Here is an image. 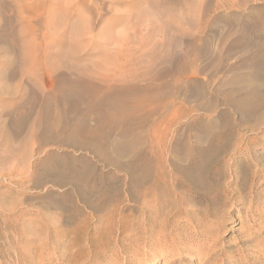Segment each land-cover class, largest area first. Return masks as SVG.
<instances>
[{
	"label": "bare ground",
	"instance_id": "1",
	"mask_svg": "<svg viewBox=\"0 0 264 264\" xmlns=\"http://www.w3.org/2000/svg\"><path fill=\"white\" fill-rule=\"evenodd\" d=\"M234 1H238V3ZM235 3L240 4L239 0H11L10 3L7 0H0V8L6 7L8 4L14 10L12 14L8 15L0 11V49H11L14 52H16L15 50H21V52H17L20 54L23 51H28L31 54L32 52L41 51L45 54L54 50L62 53V51L64 52L63 49L67 48V57L63 56L65 53L61 55L58 52L59 56L56 54L58 58L55 59L54 56V60H52L54 63L50 62L51 64L48 61V54H45L48 56V60L46 56L42 55L44 57L41 59V62H43L42 70L39 68L40 60H37L35 56L37 53L28 58V67H26L28 62L22 63L28 61L27 58L23 57L25 58L23 60V55H19L22 59L19 63L25 64L26 68L33 70L34 80L39 83L41 89L38 90L39 88L35 87L32 82L34 80H28L27 83L22 82L19 85L16 83L19 86V89L16 87L19 92L15 91L18 94L14 92L17 97H14L7 104H1L0 137L2 136L1 132H3L1 129L6 132L0 139V159L3 161V158L15 157L14 155L21 147L24 145L27 147L30 142H34L33 140L40 142L39 144H44L47 140L56 141L59 137L58 130H62L65 134L58 141V146L78 145L80 148L92 149L98 159L106 158L110 149L119 152V154L126 150H128V153H130V150H135L131 161L128 160V155L125 157L129 162L119 164L121 162L116 161L119 162L115 164L116 169L123 171L127 179L125 177L113 179V185L115 186L113 194L98 193L99 190L94 192L93 189H90L93 195L90 197L86 195L85 192L88 191L87 188L90 185H88L87 179L85 181L82 174L87 171V166L76 169L78 177L76 175L70 176L71 180L69 181L73 191L67 193V202L72 211L67 214V223L74 225L72 229L70 228L71 230H67V235L70 232L73 233L74 245L82 240L86 241L85 245L80 246L74 252L73 257L75 260H85V262L89 260L91 261L90 264L135 263L144 255L142 248L151 239L154 237L163 239L168 236L165 232L162 233L165 226H168L165 222L167 217L163 219L162 216V220L159 219V222L157 219L166 207H177L179 199H172L171 195L184 188V184L180 182L177 176L173 177L174 174H172L173 172L179 173V164L171 160L173 162L170 164L171 169H165L163 166L158 165L154 169L153 166L156 164L151 165V159L147 157L149 154L147 149L140 147L146 141L150 143L152 141L147 128H149L150 123H156L154 117L162 114L163 117L155 125L163 124V126H161L162 129H159V131H162H160V136H156V141H153H158L157 143L160 141L165 144L166 135L170 132L171 127H176L180 133L175 137L173 143V147L177 150L175 157L179 161H188L189 165L193 164L198 149L193 146L194 144H191L193 143L191 141L192 139L199 140L200 137L196 127L201 122V118L199 120V117L196 118L197 115L191 116L192 111H201L203 114L208 115L210 112L216 111L219 105L221 106L219 118L224 119L226 123L231 122L230 119L226 118L227 115L231 119L237 117L239 122L244 118L246 114L245 104L247 105L249 101H246L245 94L241 95L242 88L236 85L242 74L241 77L233 74L229 77L224 75L223 77L225 79L228 77V79L219 80L218 82L215 79H221L217 77V73L220 72L222 64L228 63L225 62L232 55L231 50L239 45V40L238 38L230 40L225 55L223 50H216L212 44L215 37L220 34L219 31L223 30L215 22L218 18L223 22L224 27H227V29L223 27L225 31H222L221 37L217 36L219 40L221 38L219 41L221 49L225 48L229 36L236 35L232 33H235L236 30L238 33L236 28L238 25L231 23L226 18L227 12H224L221 17L211 14V12L214 13L222 7H233ZM238 6H241V4ZM104 14L108 15L107 18H102ZM101 21L103 23L97 26ZM240 33L238 34L241 35ZM136 34L140 36L138 37ZM101 35L105 36H103L104 40L100 37L102 42H98V44L97 41L93 40L97 45H91L93 48L86 51L85 55L77 56L75 54L80 46L87 45L85 47L88 49L91 40L94 39L93 37L97 39ZM120 35L124 36V40L122 46L117 47L115 44L119 42L116 39L117 37L120 38ZM96 36L98 37L96 38ZM121 40L122 38L120 42ZM250 44L249 47L252 48V42ZM249 47L246 48L249 50ZM41 52H39L40 55ZM236 53H234L235 58ZM95 55L98 56L97 59H93L96 57ZM199 55L200 57L203 55L204 60L205 57L207 58L206 64L202 67L197 64V60L200 58H198ZM252 58L254 57L252 56ZM235 66L234 64L230 65L229 68H226V72H229V74L230 72L234 73ZM225 67L223 66V68ZM38 69L41 70L44 80L38 74H35L34 71L37 72ZM206 69L211 70L209 80L197 81L199 73ZM26 70L23 72H26ZM236 71L238 70L236 69ZM252 71L254 72V69ZM10 72H7L9 73L8 76H13V73H15L14 71H12L13 73ZM239 72L237 73L239 74ZM23 77L20 79H23ZM16 79L18 78L16 77ZM246 80L248 81L249 77L243 81ZM243 81L239 83L242 84ZM248 82L250 83V81ZM249 83H245V85H249ZM241 84L238 85L242 86ZM257 84L260 85V82ZM36 86L38 85L36 84ZM242 90L244 91V88ZM261 95L260 97L264 96L263 93ZM258 101L260 103L261 100ZM252 110L250 109L248 112L251 113ZM253 112L256 113L255 110ZM190 116L192 117L191 120L189 119ZM205 118L207 120L208 117L205 116ZM221 123L219 121V124ZM23 125H27L24 126L26 129H23ZM214 125L217 127V124ZM154 126L152 125V130ZM158 126L160 127V125ZM156 128L158 127L156 126ZM206 134L207 137L210 135V133ZM125 136L130 137V139L127 137L129 141H122L126 138ZM228 136L230 137V134ZM121 137L125 138L121 140ZM25 140L27 145L23 143ZM194 143L196 144V142ZM145 145L143 146L145 147ZM158 145H160L158 149H161L162 144ZM200 146L197 147L200 148ZM105 147L108 148V150H105L107 152L104 151ZM164 148L162 147L163 150H165ZM21 149L23 150V148ZM171 149L173 148L171 147ZM163 150H159L161 156ZM151 152L150 154L153 155ZM115 153L114 155H116ZM125 153L123 154L125 155ZM153 156L155 157V155ZM56 157L55 152H49L43 162L46 163ZM125 157L123 158L125 159ZM7 159L10 158H6V161ZM104 160L105 163L108 162L106 159ZM110 160H114V158ZM160 160L158 161L160 162ZM108 163L110 165L111 162ZM88 167L90 170L92 168L95 170L98 166L94 162L90 163ZM103 167L105 168V166ZM153 169L155 174L152 173ZM178 175H181V173ZM190 186L194 187V185ZM159 188L162 190L157 192ZM179 193L182 195V192ZM185 195L187 196V194ZM187 200L185 199V203H187ZM78 203L81 205H78ZM134 208L139 209L141 213L134 215V211L131 212ZM173 211L174 209L172 213ZM78 216L79 218L76 220ZM183 245L182 243L181 246ZM183 249L185 248L178 246L176 249L177 254H181ZM189 251L192 254H197L199 260L202 259L201 252L195 246ZM208 259L207 257L206 260ZM169 261L168 264H184V262H181V258L169 259ZM185 261V264L191 263L188 258ZM201 264H205V260L201 261Z\"/></svg>",
	"mask_w": 264,
	"mask_h": 264
},
{
	"label": "rangeland",
	"instance_id": "2",
	"mask_svg": "<svg viewBox=\"0 0 264 264\" xmlns=\"http://www.w3.org/2000/svg\"><path fill=\"white\" fill-rule=\"evenodd\" d=\"M7 1L9 3L11 2V0H7ZM71 1H75V0H71ZM242 2L244 5L242 4ZM245 2L244 0L241 1L239 0L241 6H238L240 4H236L238 3L237 1L233 5V7L232 6L230 8L222 7L218 9V11L216 10L214 13L211 12V14H213L214 16L221 17L223 16L224 12H227L228 15L226 16V18L229 19L231 23L238 25L236 26V28L238 29V33H240L241 31L240 33L241 35H239L237 33V30L235 29L236 32L232 34L233 35L236 34V35L229 36L228 37L229 39L227 38L225 48L221 49L219 45V41L221 40V38L219 40V37L222 36V33L225 31L224 28L227 29V27H224L223 22L220 21L218 18L215 22L220 27H222L221 29L223 30L219 31L221 35L218 34L217 36L219 37L216 36L217 39L216 37L215 40L213 38L214 41L212 42V44L213 46H215L216 50L218 51L223 50V53L225 55L228 44L235 38H238L239 40V45L236 46L235 49L233 48V50H231L232 55L229 57L230 59L228 58L225 62V63L228 62L229 66L233 64L236 65L235 66L236 73L235 72L234 73L230 72V74L229 72L227 73L226 68H229L228 63L224 65L222 64L220 68L221 69L220 72L217 73L218 74L217 77L221 79L218 78L215 79L217 82L223 79L226 80L228 79L229 76H232V74L239 75L240 77L242 74L241 77L242 79L239 77L241 81L249 77L248 81H250V83L246 80L243 81L244 83L241 84L239 83L241 82L239 80L238 83L236 84L239 88L242 89L244 88V91L241 89L242 93L241 92L240 93L242 96L245 94L246 96L244 95V97L246 98V101H249V103L247 102L248 106L245 104L246 114L241 122L238 121L239 119L237 117L231 119L230 116L227 115L226 118H228V120L230 119L229 121L231 122L226 123L224 119L219 118V112L221 107L219 105L216 108V111H212L208 115L203 114L201 111H195V110L192 111V115H191L192 117L197 115L196 118L199 117L198 120L201 118L200 120L201 122L199 126L196 127V131L200 138L198 137L199 138V140L197 139L198 141L197 140L195 141L193 139L191 141L193 142L191 144L192 145L194 144L193 146L196 149L198 148L196 150L194 162L192 165H189L188 161L186 160L179 161L175 157V153L177 152V150L173 147V143L175 142V137L178 136V134L180 133L178 132L176 127L175 128L171 127L170 132L166 135L167 139H165L166 141L165 144L160 141L159 143H157L158 141L154 142L156 141L157 137L160 136L162 131L160 130L161 131L160 132L159 129H162L161 126H163V124H157V125L155 124L158 121H160L163 115L161 114L160 116L154 117V122L156 123L154 124L150 123L149 128H147L149 129V134L151 136L152 141L153 140L154 141L153 143L152 141L151 143L149 141H146L140 147L142 149L144 148L145 150L147 149V152L149 154L152 150L151 153L155 155V157L151 154L150 155L148 154L147 157L151 159L150 161L151 165H153V163L156 164L153 166L154 169H156L155 167L157 165L163 166L165 169L167 168L171 169L170 164H172L173 162L179 164L180 166L179 173L173 172L172 174H174L173 177L177 176L180 182L184 184V188L177 190L176 193L172 194L173 196L171 195L172 199L174 198L179 199L178 204L176 205L177 207L174 208L166 207L157 219V221L159 222L160 220H162V218L165 219V217H167L165 219V222L166 225L168 226H165L162 233L165 232V234H167L168 236L163 239H159L156 237L151 239L150 242L145 247L142 248L144 255L141 256L139 260H136L135 263H130V264H145V263L168 264L169 259H174V258L177 259L181 258V262H184V264L186 263L185 259L187 258L191 260L190 261L191 263H187V264H201V261L204 260H205V264H264V119H263L264 96L260 97L262 96L261 95L262 93L264 95V92L261 93V91H264V84H263L264 83V68H263L264 66V62H263L264 61V30H263L264 1L245 0ZM0 11H2L3 14L8 15V14H12L14 10L11 8L10 5L8 6L7 4L6 7L0 8ZM75 12L77 13V11ZM107 16H108L107 14H104L102 18H107ZM102 23H103L102 21L99 22L97 26H99ZM103 36L101 35L99 36V38H97L98 36H96L97 39L93 37L94 39L91 40L92 42L90 41L92 44L90 43L88 49L87 47H85L87 45L84 46L82 45L83 47L80 46L79 47L80 49L78 48L79 52L77 50V53L75 52V54L77 56L83 54L85 55L86 51L93 48L91 45L96 46L98 42H102L101 41L102 39L104 40ZM137 36L139 37L140 35ZM118 38L119 37H117L116 40L119 43L115 44L116 42L115 41L114 44L117 45V47L119 46L121 47L122 41L124 40V36H121L119 39ZM121 38L122 40L120 42ZM93 40L95 42L97 41V44H95ZM254 40L257 41L255 42ZM250 42H252V46H253L252 48L249 47V45H251ZM253 42L255 43V45ZM114 44L113 46H115ZM246 47H249L250 52ZM10 50L0 49V107L1 104L2 105L7 104L14 97H17L16 94L18 93H16L15 91L19 92V90L17 89H19L18 85L20 83L22 82L27 83L28 80L29 81L34 80L33 77L34 73L32 74L33 70L26 68L29 66L28 58H31L34 54L37 53L35 56L37 57V60L38 59L40 60L39 68L42 70L43 62H41L42 61L41 59L44 58L42 55L46 56L45 54H48L49 60H48V56L46 57L49 63L53 62L52 60H54V56L56 57L55 59H57L59 56L58 55L59 51L55 52V50L53 51L55 52V54H53L52 51H49L45 54L44 52L39 51L41 52V55L38 51L35 53L32 52V54L29 53L28 51L25 52L23 51L24 53L23 52L21 53L23 56L20 53H17V52H21V50L20 51L15 50L16 52H14V50L13 51ZM63 50L64 52L62 51V53L63 54L65 53V55H63L61 52H59V54L63 55L64 57H67V48ZM233 52L234 53L237 52L236 58ZM19 55L22 56V58L23 57L27 58L26 60L28 61L22 62V63L28 62L27 66L25 64L24 65L20 64L22 59H20L21 57ZM252 56L254 58H252ZM97 57L98 56H96L93 59H97ZM199 57L200 55L198 56V58ZM201 57H200L201 59L197 58L198 60H201V61L197 60L198 66L201 65L200 67H202L204 64H206L205 62H207L206 57L205 60L203 58V55ZM237 57L239 58V60ZM25 58H23V60ZM18 59L20 60L17 62ZM15 63L17 67L15 66ZM21 65L24 67L26 66L25 69ZM223 66L226 67L223 68ZM40 69H38L37 72L36 71L34 72L35 74H38L42 78L43 75ZM236 69L238 71H236ZM253 69L254 72L252 71ZM25 70L26 72H23ZM245 70L247 71L245 72ZM12 71H14L15 73H13ZM7 72L13 73V76H8L9 73ZM237 72H239V74ZM22 73L25 74L23 75ZM210 74H211V70L206 69L202 73H199L197 81L202 82L204 80H209ZM22 75L25 77H23ZM224 75L225 77L226 76L228 77L225 79V77H223ZM246 75L247 77H245ZM19 76H21L20 78L22 77L23 79L25 78V80L20 79ZM259 76H262L263 78ZM16 77L19 80L16 79ZM253 77H256L257 80L256 78ZM252 79L255 80L253 81ZM42 80L44 79L42 78ZM32 82L33 84H35V87H37V89L39 88L38 90L41 89L37 81H36L37 83L35 82V80ZM259 82L260 85L257 84ZM245 83L247 84L249 83V85L250 84L251 85L250 86L247 84L245 85ZM36 84L39 87L36 86ZM238 84H241L242 86H239ZM253 90L255 91L253 92ZM14 92L16 94H14ZM257 96L260 98L258 99ZM254 98L256 102H254L255 101ZM258 100H261L260 103ZM250 101L251 102L253 101V103H251ZM250 109L251 110L253 109L251 113L248 112V110ZM254 110L256 111L255 114L253 112ZM191 116L189 117L190 120L192 118ZM205 116L208 117L209 119L207 118L206 120ZM219 121L220 123L222 121L225 122L226 125L225 123L222 124L223 122L219 124ZM214 124H217V127ZM152 125L153 126L155 125L153 127V130H152ZM158 125H160V127ZM221 125H223L222 127L226 129L224 130L221 127ZM24 126L25 125L22 126L23 129L27 125L25 127ZM156 126L158 128H156ZM249 128L251 129L254 128V129L251 130ZM157 129H158L157 131L158 133L156 132ZM1 130L3 131L1 132V135L3 136L6 131H4L3 129ZM58 131L61 134L58 132L59 137L56 141L47 140L48 142L46 141L44 145L43 143L39 144L40 142L33 140L34 142H30V145L29 144L27 145L26 144L27 141L25 140V142L23 143H25L27 147L25 145L24 146L22 145L23 147L21 148H23L24 151L20 148V150L16 152L17 154L14 155L16 158L13 156L6 157V158H10L7 159L6 161V158L2 157L3 161L5 159L4 161L5 163L0 159V162L4 163V164L2 163L0 164V264H81L83 261L85 262V260L83 261L75 260L73 254L77 250V248H79L82 245H85L86 241L82 240L81 242H77V244L74 245L73 244L74 240H72L74 239L72 236L73 233L70 232L67 235V230H71L74 225V224L70 225L69 223H67V214H70L72 211L71 208L68 207L69 204L67 202V193L73 191V188L69 181L71 180L70 178L75 175L76 177L79 176L78 172L76 171L77 168H81V167L85 168L87 166L86 167L87 171H85L82 174V176L85 178V181L87 179L88 185H90L87 188L88 191L85 192L86 195L89 197L93 195L90 192V189H93L94 192L95 191L98 192L99 190L98 193L102 192V193L113 194L115 189V186L113 185L114 184L113 179H115L116 177H122V178L125 177V179H127L123 171H120L118 169L119 170L118 172V170L115 167V164L119 163V162L117 163L116 161H120L121 163L119 164H124L131 161L132 154L135 153V150L134 151L130 150V153H128V150H126L119 154V152H116L112 149L108 150V148L105 147L104 151L108 150V152L107 151L105 152L108 153L109 157L107 156L104 159H106V161L108 162H111L110 163L111 166H110L108 162L105 163V160L103 158L98 159V157L94 155L95 153L92 149L87 150L86 148H80L78 145L58 146L59 145L58 141L62 139L63 136H65L62 130L61 131L58 130ZM230 131L232 134L230 133ZM206 133L208 134L210 133V135L207 137ZM229 134L230 137L228 136ZM115 135H117V133H115ZM2 136L0 137V139L2 138ZM125 137H121V140L122 138L124 139ZM127 137L122 141L123 142L129 141L128 139H130V137H128V139ZM207 138L209 139L207 140ZM224 140L226 141V143L227 142L229 143L232 142V143L226 144ZM77 142L79 141L77 140ZM194 142H196V144ZM158 144H162V145L164 144V145L163 146L161 145V149H158L160 147V145ZM143 145H145V147ZM199 145H201L200 148L197 147ZM162 147L165 150H163ZM171 147L173 149H171ZM167 148L169 149V152ZM156 149H158V151L163 150V152L161 151L163 153L162 156L160 151L158 152L156 151ZM89 150H91L92 152ZM49 152H55L57 157L48 161L49 163L48 162L44 163L43 160L46 154ZM114 153L116 155H114ZM123 153H125V155ZM126 155H128L127 158L129 161L125 157ZM112 156H114L113 157L114 160H110L113 159ZM123 157H125L126 160ZM162 157L163 159L164 158L165 159L163 160ZM158 160H160V162L163 163L159 164L160 162ZM85 162L86 163L88 162L87 163L88 165L90 163L96 162V166L98 167L95 170L93 168L90 170ZM103 166H105V168ZM114 169L117 171H115ZM154 169L152 170L153 174H155ZM180 169L183 170L180 171ZM44 172L46 173L44 174ZM180 173L182 176L178 175ZM189 182L190 185H194V187L190 186ZM101 186L103 188H100ZM160 190L162 189L159 188L157 192ZM182 190L184 191V193ZM178 191L182 192V195H180L181 193H179ZM185 194H187L188 197ZM182 196L184 197L182 198ZM185 199H188L187 203H185L186 202ZM191 201H192V205H191ZM78 205L81 204L78 203ZM179 207L180 209H178ZM136 209L137 208L131 210V212L134 211L133 212L134 215L141 213L139 209L137 210ZM173 209L174 211L172 213ZM78 218L79 216L77 217L76 220H78ZM171 221H173L175 224ZM182 243L185 245V247L184 245L181 246ZM177 245L181 248H185L183 249V251H181L182 255L177 254L176 251V249L178 248ZM196 245L200 247H197ZM193 246H195L201 252L200 253V255L202 256L201 260L197 258L198 257L197 254L194 253L192 254L189 251L191 248H193ZM171 249L173 250V252ZM207 257L209 258L208 260H206ZM84 262L83 264L91 263V261L89 260H87L85 263Z\"/></svg>",
	"mask_w": 264,
	"mask_h": 264
}]
</instances>
